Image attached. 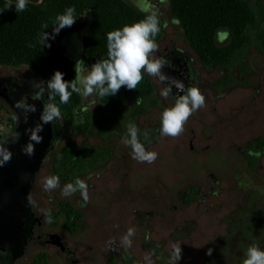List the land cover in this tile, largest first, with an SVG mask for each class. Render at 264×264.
<instances>
[{"label":"rangeland","instance_id":"1","mask_svg":"<svg viewBox=\"0 0 264 264\" xmlns=\"http://www.w3.org/2000/svg\"><path fill=\"white\" fill-rule=\"evenodd\" d=\"M127 1L136 8L132 0ZM245 1L264 26V0ZM152 2L159 7L162 22L157 54L171 48L192 58L205 107L195 112L183 134L173 139L160 137L158 131L160 113L172 102L160 95V82L146 73L158 103L155 107L133 97L113 114L98 104L97 96L81 97L77 122L93 125L85 133H74L61 119L64 135L57 147L74 141L97 151L106 149L110 156L96 170L82 175L69 173L67 182L80 177L88 185L90 199L83 207L79 192L62 197L59 189L43 190V178L53 172L49 157L42 163L29 193L35 201L31 208L34 216L43 220L40 231L44 235L24 246L13 264H33L39 254H45L49 264H68L69 260L74 264H147L144 257L153 250L154 264H167L175 242L182 248L178 264H242L245 247L253 240L264 249V153L247 151L248 143L264 137V53L259 50L260 43L249 30L253 43L238 51L230 65L207 67L184 39L180 24L171 14L170 0ZM86 13L73 27L62 29L50 40L74 65L83 60L81 38L91 21V14ZM66 36L68 43L63 46ZM227 40L228 33L223 31L217 44ZM242 66L246 70L241 72ZM227 74L235 78V84L215 90L213 85ZM8 79L42 81L26 66H0V83ZM141 106L146 112L133 120L134 111ZM4 108L9 110L0 97V141L13 132ZM130 121L140 128L141 141L145 129L149 130V139L156 136L152 143H145L148 150L159 153L155 163L133 160L131 149L122 143ZM60 181L61 185L67 183ZM191 187L195 188L193 199L185 204L181 196ZM60 204L80 211V227L73 234L65 227ZM45 210L56 216V222H46ZM129 227H134L136 234L126 252L120 238ZM49 234L61 237L69 250L67 255L64 249L59 251L44 242ZM109 238H115V250L107 247ZM208 248L213 249L211 256L206 255Z\"/></svg>","mask_w":264,"mask_h":264},{"label":"trees","instance_id":"2","mask_svg":"<svg viewBox=\"0 0 264 264\" xmlns=\"http://www.w3.org/2000/svg\"><path fill=\"white\" fill-rule=\"evenodd\" d=\"M8 3L12 4L9 9L6 7ZM15 3L16 0H0V66L13 68L26 66L42 81L50 79L56 70L65 74L66 81H71L75 77L74 64L70 59L61 55L50 40V48L43 47L39 42L42 25L47 23L49 28L43 31L50 33L56 15L62 13L67 7L75 6L76 21L86 12L91 14V21L81 38L82 58L90 66L97 59L106 57L107 32L144 17V13L124 0H42L40 3L38 0H29L27 10L23 12H16ZM170 11L180 24L187 44L201 63L207 67L230 65L238 51L253 43L249 30L255 34V40L260 43L259 50L264 53V26L258 23L255 11L245 0H170ZM66 29L69 28L66 27ZM223 31H227L228 40L218 45L217 38ZM223 35L225 34L221 36ZM161 37L162 30L156 37L157 43ZM245 70L244 66L240 68L241 72ZM233 84H235V78L227 74L219 79L213 88L219 90ZM153 95L152 82L144 74V79L136 90H127L122 87L114 96L97 97V99L100 104L115 114L133 97H137L140 101H148L150 107H155L158 103ZM54 102L61 109L65 126H69L72 132L85 133L92 127L93 124L89 122H77L76 111L81 104V97L77 94L73 93L66 105L59 104V96L55 97ZM4 109L10 117L14 130V115L7 108ZM145 112L146 109L141 106L134 111L132 119ZM98 126L103 128L102 123ZM155 137L154 135L149 141L142 142L152 143ZM247 149L253 152L263 151L264 137L248 143ZM109 156L110 151L106 149L97 151L88 144L78 145L70 141L57 148L51 154L50 161L53 174L58 175L63 182H67L70 178L69 173L82 175L96 170ZM194 191V187L189 188L181 196V201L189 204L193 199ZM60 208L61 213H59H65L68 218L65 226L74 233L80 227L81 216L67 204H60ZM72 216L76 219L71 220ZM51 217L56 222V216ZM34 264H48L46 256L39 254Z\"/></svg>","mask_w":264,"mask_h":264},{"label":"clouds","instance_id":"3","mask_svg":"<svg viewBox=\"0 0 264 264\" xmlns=\"http://www.w3.org/2000/svg\"><path fill=\"white\" fill-rule=\"evenodd\" d=\"M28 2L29 0H16V12L26 11ZM132 2L140 12L144 13V17L106 33V57L97 59L90 68L84 64L83 60H77L74 65L75 77L71 81H66L64 79L65 74L56 70L47 81L34 83L33 87L37 88L38 91L35 92L32 99L42 100L45 92L48 94V99L43 104V111L40 116L42 123H37L35 127L26 129L30 135L29 142L22 147L23 153L29 157L34 156L35 144L43 142V137L39 135L43 131V124L54 123L62 119L61 109L54 102L56 96H59L60 105L68 104L73 93L85 99L92 96L100 98L114 96L122 87L127 90H136L143 81L145 73L163 85L160 89V95L164 99L174 101L170 106L164 107L160 113L158 130L160 137L178 138L183 134L189 118L205 107L206 98L199 87L195 85L185 87L182 81L169 77L162 72L168 61L163 56H157L160 49L156 37L162 30L159 7L152 0H132ZM160 2L164 3L165 0H160ZM11 6V3L6 5L7 9ZM76 19L75 6L67 7L62 13L56 15L51 34L43 31L49 28L48 24L42 25L43 30L39 33V42L43 47L50 48L49 40H54L62 29L72 27ZM163 26H166V22ZM165 81L168 82L167 86H165ZM173 85H175L178 93L183 94L173 95ZM15 107L24 110L26 114L36 111L35 105L27 103V97L16 101ZM14 119L18 121L16 114ZM142 135L144 141H149V130L145 129ZM19 136L20 133L18 132L11 135L14 142L19 139ZM6 142L7 139L0 141V168L10 162L13 155L4 146ZM122 143L131 149V158L138 163L153 164L159 157L158 152L146 148L145 143L141 141V130L134 122L130 121L126 125ZM42 187L45 192H53L59 189L62 197H71L79 192L83 201L82 207L86 206L90 199L88 185L80 177L61 185L60 177L56 174H50L43 178ZM27 201L32 208L35 206V201L30 193L27 196ZM44 218L46 222L52 221L50 210L44 211ZM135 234V228L129 227L120 238V246L126 252L132 247V238ZM115 244V238H109L107 247L109 250H115L113 248ZM180 245V242L171 244L167 264H178V261L182 259ZM212 252L213 249L208 248L206 255L211 256ZM154 255V250L145 255L144 260L147 264H154L152 260ZM242 264H264V249L260 247L258 241L253 240L245 247Z\"/></svg>","mask_w":264,"mask_h":264},{"label":"water","instance_id":"4","mask_svg":"<svg viewBox=\"0 0 264 264\" xmlns=\"http://www.w3.org/2000/svg\"><path fill=\"white\" fill-rule=\"evenodd\" d=\"M181 61V58L175 57L165 65L162 72L182 81L185 87L197 86L195 79L197 71L191 69L188 59L184 64H181ZM34 83H36L34 79H8L0 84V97L13 115L18 116V121L15 119L12 134L20 133L19 139L15 142L11 137L12 134L6 138L7 142L4 146L13 155L11 161L0 168V263L2 264L13 263L23 252L32 226L36 221L32 207L27 201L34 175L42 163L56 150L64 135L63 124L60 121L43 124V131L39 133L43 137V142L40 144L33 142L35 144L34 156L29 157L22 152V147L29 142L30 134L26 132V129L35 127L37 123H42L40 116L43 104L48 99L47 92L44 93L42 100L32 99V96L38 91L33 87ZM164 83L167 86L168 82ZM172 94L182 95L183 93H178L173 85ZM23 97H27L28 104L35 105V112L26 114L24 110L15 107L16 101ZM49 241L55 243L58 248L63 246V240H59L57 235L49 236L46 242Z\"/></svg>","mask_w":264,"mask_h":264},{"label":"flooded vegetation","instance_id":"5","mask_svg":"<svg viewBox=\"0 0 264 264\" xmlns=\"http://www.w3.org/2000/svg\"><path fill=\"white\" fill-rule=\"evenodd\" d=\"M127 3H129V4H131L130 2L131 1H127V0H125ZM132 5V4H131ZM69 37L68 36H66V38L63 40V46H64V43L65 42H67L68 43V41H67V39H68ZM157 56H163L167 61H168V64L172 61V59H175V57H177V58H181V64H184V63H187V59L190 61V67H191V69H195L194 68V66H193V60H192V58L190 57V56H188V55H186L185 53H182V52H179V51H177V50H175V49H167V50H165V52H163V53H160V54H157ZM196 70V69H195ZM197 71V70H196ZM195 79H196V81H197V75H196V77H195ZM2 83V82H1ZM0 83V84H1ZM161 84V83H160ZM198 84V83H197ZM161 86L163 87V85L161 84ZM1 90V89H0ZM170 100V99H169ZM172 103H174V101H172V100H170ZM98 104H100L99 102H98ZM100 105H102V104H100ZM58 148V147H57ZM56 148V149H57ZM247 151L250 153V150H248L247 149ZM253 152V151H252ZM255 153H257V154H262V153H264V150L263 151H256ZM51 156V155H50ZM50 156H49V158H50ZM70 208L73 210V211H75L77 214H79L80 216H81V214H80V211L78 210V209H75V208H72L71 206H70ZM61 211V208H60V210H59V212ZM32 213H33V211H32ZM61 213V212H60ZM34 215V214H33ZM61 215H63L64 216V218H65V222H64V224L66 223V221H67V215H65V213L64 214H61ZM35 218H36V221H35V223L33 224V226H32V229H31V233H30V235H29V238L27 239V242H26V244H25V247L28 245V244H30V243H32V242H36V241H38V240H40L41 239V237H43V235H44V233H42L40 230H41V227L43 226V220L42 221H40V218H38L37 216H34ZM76 218L75 217H73L72 216V218H71V220H75ZM52 222H54L53 220H52ZM66 227V226H65ZM67 228V227H66ZM67 231L70 233V234H73V233H71L68 229H67ZM53 235H56V234H49V235H47L46 237H45V239H44V242L46 243V244H48V245H50V246H52V247H55V248H57L59 251H61V250H63L64 249V252L66 253V255L69 253V250L66 248V247H64L65 246V243H64V241H63V246H62V248H58L56 245H55V243H52L51 241H49V242H46V240L48 239V237L49 236H53ZM58 237H59V240H62L61 239V237L59 236V235H57ZM25 247H24V250H25ZM23 250V251H24ZM45 255V254H44ZM46 256V255H45ZM67 258V257H66ZM46 261L48 262V259H47V256H46ZM0 264H2V263H0ZM11 264H13V263H11ZM34 264V263H33ZM48 264H49V262H48ZM68 264H74L73 262H71L70 260L68 261Z\"/></svg>","mask_w":264,"mask_h":264}]
</instances>
